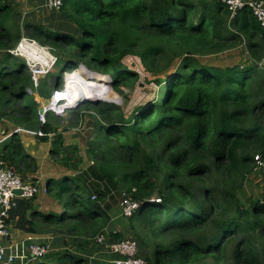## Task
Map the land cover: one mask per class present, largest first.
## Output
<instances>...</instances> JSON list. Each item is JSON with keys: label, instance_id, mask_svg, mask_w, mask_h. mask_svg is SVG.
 <instances>
[{"label": "trees", "instance_id": "trees-1", "mask_svg": "<svg viewBox=\"0 0 264 264\" xmlns=\"http://www.w3.org/2000/svg\"><path fill=\"white\" fill-rule=\"evenodd\" d=\"M58 14L63 24L54 31L42 23L25 24L13 0H0V51L5 53L0 118L42 130L43 141L57 133L51 114L39 124L40 103L28 91L49 99L48 80L35 89L27 66L7 52L22 37L18 24L28 37L57 51L62 72L82 63L104 77L108 85L99 79L98 99L116 101H111L113 89L140 80L124 64L127 57L140 60L159 92L128 117L113 103L87 104L85 110L92 109L90 117L98 123L97 144L88 149L93 165L59 180L63 184L55 192L54 180L47 183L48 195L55 194L53 200L64 207L61 218L52 211L28 218L36 198L19 199L9 222L17 220V228L29 234L39 233V226H61L79 238H93L111 224L109 211L128 191L143 202L132 221L151 205L159 207L150 219V233L144 234L162 241L147 260L151 264H191L209 257L220 264L229 246L231 264H264V201L249 200L246 206L237 195L254 170L255 156L264 153V66L219 68L202 61L243 39L253 59H264V27L252 11L244 8L231 19L222 0H65ZM66 54L71 60H65ZM62 85L61 78L53 88ZM62 147L58 136L54 157ZM2 156L10 168L29 161L37 170L18 136ZM154 196L160 201H150ZM109 231L113 241L124 239ZM59 264L86 262L63 254Z\"/></svg>", "mask_w": 264, "mask_h": 264}, {"label": "built area", "instance_id": "built-area-1", "mask_svg": "<svg viewBox=\"0 0 264 264\" xmlns=\"http://www.w3.org/2000/svg\"><path fill=\"white\" fill-rule=\"evenodd\" d=\"M44 1L45 8L55 12H58L65 2V0ZM222 1L230 13L231 19L242 9L248 8L252 11L261 26L264 27V0ZM7 52L11 56L22 60L27 66L32 75L35 87H38L40 78L45 77L57 67L59 61L58 56L53 52L50 46L44 45L30 37H22L20 42ZM83 67L89 72L85 75L86 80L90 84L93 83L92 74L94 71L89 70L82 63L79 64L77 68L64 71L62 75L63 85L53 89L48 103L42 106L45 113H39L40 125H44L47 122L48 115L50 114L63 117L67 116L66 113L70 110L76 109L82 98L78 100V97H76L74 99V106L69 102V99L74 96L72 87L75 86L79 89L80 86L69 78V74L72 76ZM96 96L98 99L99 94ZM21 130V128L17 129L18 132ZM26 132L37 135L38 137L46 136L42 130H26ZM1 142L2 141H0V144ZM263 170L264 153L255 156L253 172L256 173ZM100 184L102 190H104L105 186L103 183ZM17 190H21L22 194L17 195L15 193ZM48 194L49 187L47 183H37L29 179H24L19 173L9 167L7 162L3 159L2 151L0 150V264H29L42 260L49 253L50 244L34 234L28 233L24 238H15L11 233L9 222L10 211L16 206L17 200H32L40 195ZM112 194L114 195L115 193L113 192ZM92 199L97 201L98 195L94 194ZM150 201H160V199L151 198ZM142 205L143 202L137 200L132 192H121L120 207L125 218H132ZM107 231L106 233L111 235V232L109 230ZM106 236L107 235L102 230V232L96 236L97 242L103 243L106 240ZM107 250L114 256L113 264H149L139 253V244L133 238L111 241L107 246Z\"/></svg>", "mask_w": 264, "mask_h": 264}, {"label": "rangeland", "instance_id": "rangeland-1", "mask_svg": "<svg viewBox=\"0 0 264 264\" xmlns=\"http://www.w3.org/2000/svg\"><path fill=\"white\" fill-rule=\"evenodd\" d=\"M15 9L22 14L24 18V23L28 22H34V23H42L46 27H49L50 29L54 31H58L61 27L63 22L58 19V12H50L44 7H38L36 8L35 4H32L33 2L30 0H14ZM18 27L20 29V33L22 34V37H28L26 35V32L22 26V24H18ZM21 37V38H22ZM21 40V39H20ZM20 42V41H19ZM247 41L243 39L241 42L237 43L235 47L225 51L221 54H216L213 56L204 57L202 61L204 63H207L209 65L219 67V68H226L229 66L234 65H257L258 67L262 68L264 66V59L258 60L253 59L252 55L249 53V50L247 49ZM49 46V45H48ZM52 48V47H51ZM53 49V48H52ZM53 52L57 55V51L53 49ZM5 54L0 51V63H2L3 58ZM264 58V55H263ZM65 60H71V57L69 55H65ZM17 61L22 62V60L17 59ZM179 59H176L174 63H178ZM124 64H126L128 67H130L132 70H135L140 75V80L135 85H123L119 88V91H115L113 89L114 98L111 103H102V105L105 104H116L119 106H122L126 113V117H128L136 108L140 106H144L149 104L153 101V99L156 98L159 92V87L155 85L153 82L154 76L150 73L145 72L143 66L140 63V60L136 57H127L124 59ZM63 64L59 62L56 68H54L48 75H46L43 78H40V81L48 80L47 86L49 87V91H52L53 85L55 83H59V81L62 78L63 75ZM174 70V69H173ZM85 71L83 68L80 71H77L76 74H83L84 77ZM172 71V70H171ZM87 73V72H86ZM160 76L163 77V74ZM69 78H74L73 75ZM85 78V77H84ZM86 79V78H85ZM63 81V79H62ZM35 88V86H34ZM36 89V88H35ZM28 90L31 91V95H33L37 102L40 103V108H42L43 105H46L48 103L47 97H41L39 94L34 93L32 91V88H29ZM91 91L87 94L91 96L94 89H90ZM100 91V90H99ZM118 94H116L115 92ZM94 99V98H92ZM109 101V100H108ZM73 105V104H72ZM74 106V105H73ZM88 105H85L81 108H76L73 110H70L67 114V116L58 117V123L61 128H66L67 125L72 124L75 126V132L76 136L78 137V143L73 150V153H71L76 159L77 162L70 161L71 163H68L66 160L65 163L68 166L74 167L77 165L79 168H83L85 166L89 167L93 165V159H91L90 155H87L86 151L88 152V149L95 147L97 144V136L98 133L96 132L98 129V123L95 118L90 117V114H94V111L92 109L85 110ZM76 111V112H75ZM79 111V112H78ZM80 113V115H79ZM87 116L86 118L83 116ZM82 116V118H81ZM51 117L55 118L54 115L51 114ZM83 121L82 125H78V121ZM94 145V146H93ZM88 146V147H87ZM87 149V150H86ZM72 151V150H70ZM69 151V152H70ZM70 154V153H69ZM81 162H80V161ZM63 183H59L58 181L53 182V191H57ZM55 195V194H54ZM54 195L51 196L52 199H54ZM238 197L242 201V203L246 206L249 205V200H264V171L261 173L258 172H252L246 177V180L241 185V188L239 189L237 193ZM155 198L159 196H154ZM153 198V197H152ZM87 202L88 199L84 198ZM159 210V207L157 205H151L150 207L146 208V210H142L139 212L138 217L134 221L138 224L137 229V236L135 240L139 244V252L141 253L142 257H144L146 260H148L150 257L152 258L155 255L156 247L159 242L152 238L151 235H147L146 238H144V234L150 233V219L151 217L157 213ZM166 210H163V213H165ZM62 214V213H61ZM61 214H58V218H61ZM60 221V220H59ZM136 224V225H137ZM147 225L148 230L145 231V226ZM58 229H61V226L57 227ZM234 244V243H233ZM232 246H229V250H227V255L224 257L223 261L220 264H231L232 259L230 258L231 249ZM150 263V261H148ZM151 264V263H150ZM191 264H216V261L213 258H206L202 259L200 261L193 262Z\"/></svg>", "mask_w": 264, "mask_h": 264}, {"label": "crops", "instance_id": "crops-1", "mask_svg": "<svg viewBox=\"0 0 264 264\" xmlns=\"http://www.w3.org/2000/svg\"><path fill=\"white\" fill-rule=\"evenodd\" d=\"M30 1L33 2L32 4L36 5V8H45L44 0L43 3H38V0ZM2 55L5 57V54ZM57 118L58 117L55 116V118L51 119V123L57 128V133L50 134L48 140L45 141L37 135L26 132V130L37 131L38 129H27L23 126L17 125L8 116L0 118V141H2L0 144V150L2 151V154L6 151V145L8 146V142L11 138L13 136H18L24 145L25 151L33 158V162L37 165V170H35L34 165H30L29 161L27 166L22 161H16L12 164V168L24 179H29L37 183H48L50 180L59 182V180L65 177L76 176L88 168L87 166L79 168L77 165L74 167L66 165V160L68 163H71L70 161H74L75 163L77 162V159L71 153H73V150L77 148L76 145L80 143V141L78 142L77 140L79 136H76V133L72 132H75V126L69 124L66 128H61ZM18 128H21L22 130L18 132ZM58 136H62L63 138V147L60 154L54 157L52 154L53 142L57 140ZM86 153L89 155L87 151ZM33 203L34 206H40V209L37 212L52 211L62 213L64 211V207L61 208L59 203L51 198V195H40ZM109 216L111 224L104 228L106 230L103 229V232L107 235L106 240L103 243L97 242L96 237L79 238L70 232L58 229L57 226H39V233L34 235L47 241L50 244V251L42 260L31 262L29 264H59V258L63 254H71L75 257L82 258L85 260L86 264H113L114 256L107 250V246L111 241H113V237L106 233L108 232L107 230L120 233L121 238L135 239L139 226L137 222L135 223L131 220V218H125L123 216L120 207V199L109 211ZM10 227L11 233L15 238H24L28 234L17 228V220H11Z\"/></svg>", "mask_w": 264, "mask_h": 264}, {"label": "bare ground", "instance_id": "bare-ground-1", "mask_svg": "<svg viewBox=\"0 0 264 264\" xmlns=\"http://www.w3.org/2000/svg\"><path fill=\"white\" fill-rule=\"evenodd\" d=\"M83 70L85 71V75L87 74V73H89L88 71H87V69L86 68H84L83 67ZM77 72V71H76ZM76 72L73 74V77L74 78H70V79H72V80H74L77 84H79V89L77 88V87H75V86H73L72 88H73V94H74V96L73 97H71L70 99H69V102H71L73 105H74V99L76 98V97H78V100L80 99V98H86V99H92V98H95L96 97V95L99 93V90H100V78H101V80H103L104 82H103V84H104V87L105 88H107V83H106V79L104 78V77H102L101 75H100V77L99 76H97V75H99V74H97V73H93L92 74V79H93V83L92 84H90L82 75L83 74H76ZM87 72V73H86ZM84 82V83H83ZM90 89H94V91L92 92V94H91V96H89L87 93L88 92H90L91 90ZM99 100H101V101H105V100H103V99H99Z\"/></svg>", "mask_w": 264, "mask_h": 264}, {"label": "water", "instance_id": "water-1", "mask_svg": "<svg viewBox=\"0 0 264 264\" xmlns=\"http://www.w3.org/2000/svg\"><path fill=\"white\" fill-rule=\"evenodd\" d=\"M108 78L110 79V77H108ZM110 81H111V79H110ZM110 83L112 84V81ZM30 93H31V91H30ZM99 103H103V102L101 100L97 99V98H95V99L82 98L76 108H81V107H83V106H85L87 104H99ZM39 113L40 114H44L45 113V110L43 108H40ZM15 193L17 195H21L22 194V191L21 190H17ZM39 209H40V206L39 205H36V206L33 207L32 210H29L28 213H27L28 218H30V216L32 214H34L35 212H37Z\"/></svg>", "mask_w": 264, "mask_h": 264}]
</instances>
